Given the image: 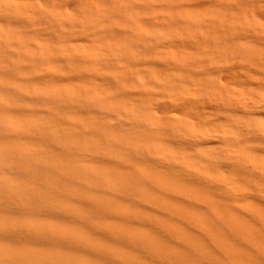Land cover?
I'll use <instances>...</instances> for the list:
<instances>
[{"label":"bare ground","instance_id":"1","mask_svg":"<svg viewBox=\"0 0 264 264\" xmlns=\"http://www.w3.org/2000/svg\"><path fill=\"white\" fill-rule=\"evenodd\" d=\"M264 0H0V264H259Z\"/></svg>","mask_w":264,"mask_h":264},{"label":"snow or ice","instance_id":"2","mask_svg":"<svg viewBox=\"0 0 264 264\" xmlns=\"http://www.w3.org/2000/svg\"><path fill=\"white\" fill-rule=\"evenodd\" d=\"M262 231H264V228H262ZM3 264H69V262L59 261V260L40 261V262H22L5 257V259L3 260ZM172 264H176V262H172ZM190 264H201V262L198 260H193L190 262ZM259 264H264V258H262L259 261Z\"/></svg>","mask_w":264,"mask_h":264}]
</instances>
